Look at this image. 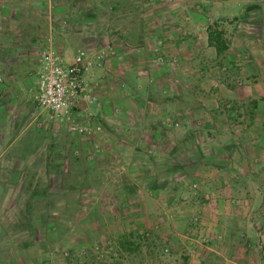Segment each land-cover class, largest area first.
Segmentation results:
<instances>
[{"label": "crops", "instance_id": "crops-1", "mask_svg": "<svg viewBox=\"0 0 264 264\" xmlns=\"http://www.w3.org/2000/svg\"><path fill=\"white\" fill-rule=\"evenodd\" d=\"M237 1L0 0V145L14 106L24 105L17 126L38 119L30 106L36 88L30 90L28 80L42 49L51 47L62 56H71L77 45L112 50L87 76L99 104L80 103L72 116L81 122L91 109V125L100 130L86 136L81 150L75 144L64 149L62 143L55 151L40 150L44 164L31 167L36 180H44V195L60 208L46 212V218L64 221L69 217L64 209L79 205L84 210L77 219L110 208L119 220L131 206L136 226L147 227L162 200L174 204L181 189L190 191L197 183L190 210L200 213L199 233L217 241L195 264H242L226 256L232 253L246 255L249 264H264V7L260 0L241 6ZM206 12L218 20L217 27L205 23ZM209 27L224 32V50L209 43ZM14 97L18 102L10 106ZM20 136L5 149H15ZM78 193L80 200L73 197ZM134 228L117 231L116 249L123 257L74 258L67 264H152L155 241ZM159 234L155 240H161ZM92 235L37 229L13 246L14 257L0 260L64 264L53 259L62 251L61 238H71L78 257Z\"/></svg>", "mask_w": 264, "mask_h": 264}, {"label": "rangeland", "instance_id": "rangeland-1", "mask_svg": "<svg viewBox=\"0 0 264 264\" xmlns=\"http://www.w3.org/2000/svg\"><path fill=\"white\" fill-rule=\"evenodd\" d=\"M240 1H237V6H241L245 3L244 0ZM259 3V5L264 7V0H260ZM204 16L206 24L217 27L218 23L216 22H218V20L213 18L211 12L204 13ZM238 19L237 17V20ZM81 48L82 46L80 45L74 46V48H72V53L74 54L76 50ZM34 70L35 71H32V76L28 80L30 90H35L36 88V67ZM29 94L32 95V92H29ZM14 95H16V93H14ZM33 100V98H30V106H32L35 111L34 116L38 114V119L29 126H26L27 124L25 125L26 127L24 125L17 126V124H15L23 115L22 112H24V110H22V107L24 105H21L23 101L19 102L21 105L20 108H17L18 105L14 106L10 114L6 113V120H8V122L4 125L5 129H3L5 139L3 144L0 145V258L14 257L15 253H13V246L17 247L23 242H26L24 241V235L27 232H33L34 234V231L37 229L40 231L59 230L65 233L69 232L71 229L93 232L89 242L79 249L77 254L79 255L78 257L75 256L76 252L72 250L71 242H69L71 238H61L60 249L62 251L58 258L55 257L53 259L56 263L61 262L64 264L71 262L74 258L82 259L88 257L90 259L94 257L96 260L105 261L123 257L119 254L118 249H116L117 231L132 229L133 226H135L137 234L143 236L144 239L149 238L148 241H155L156 245L154 248L156 251L155 257L152 259V264H156V262L159 261H162L163 264H195L197 260H200L201 255L199 253L202 250H208L206 247L214 246L217 240L210 239V237L199 233V225L201 223L200 213L196 210H190L194 206L193 197L198 196L197 193H199L197 183L191 185L190 191H188V189L184 191L181 189L175 199H172L174 204H169L166 199L162 200L159 206L160 212L151 211L155 214L156 218H150L152 222L149 220L150 226L147 227L136 226L138 224L137 221L131 219L133 217V212L136 211L134 210L135 208L131 206L126 207L124 210V218L119 220L117 217L115 218L116 212L113 209L112 211L110 208H107L109 210L106 211L107 213L101 212L96 208L92 211L90 219H77L75 215H77L79 211L83 213L84 210V208L79 205H71L69 208L66 207L64 209V212L69 214V217L64 221H59V219L55 218L52 219L51 217L50 219L49 217L46 218V212L49 210L51 212L52 209L60 211V208L55 205V199L53 197L44 195L46 189L43 186V178L36 180L37 173L30 171L31 167L38 168L44 164L43 156L37 152L43 149L55 151V146L58 143H62L63 146H65L64 149H74L75 147V149L81 150L84 145L88 144L89 139H86V136L90 135L92 132L84 134L69 132L67 129V122L54 120L50 117L48 112L43 111ZM9 102H11V106V104H15L18 101L15 100L14 97V99L11 98ZM4 104L6 105V103ZM2 117L3 114L0 111L1 120ZM94 117L95 115L93 114L89 120L90 123ZM42 119L43 124L38 126V122H42ZM84 119L83 117L82 121H85ZM13 120L14 126L12 125ZM75 121L77 120L75 119ZM18 128L20 130H18ZM19 133L22 134V136L15 140L17 141L14 142V144L16 143L15 149L12 147V149L6 150L5 148L10 143V139H13ZM59 134L63 136L62 142L57 140ZM73 144H75L74 147ZM37 154L40 156H37ZM74 177L75 175L71 176V179ZM79 193H82V191L79 190ZM79 193L75 196L73 195L74 199L78 198L80 200ZM255 194L257 196V192L253 190L254 197ZM42 197L48 202L45 204L41 203ZM180 203L182 204L180 205ZM123 207L125 208V206ZM177 208L181 210L182 217H178L180 215L176 210ZM152 209L155 208L153 205H150L149 210ZM72 215H74L75 220H72ZM80 216L82 215L80 214ZM157 232H160L159 235L161 236V242L159 238L156 237L158 243L155 237H153ZM258 238L259 243L262 244L263 239L259 235ZM106 241H111L108 252L102 255H98L97 252H94L92 249L94 246L104 244ZM165 247L169 249V252L168 255L163 256L162 250ZM208 251L213 252L210 250ZM226 256L233 261L249 264V261L245 259L246 255L243 257V254L232 253ZM217 258L218 256L216 255L215 259ZM256 258L259 259V254H257V256L253 255V260ZM0 264H3L1 260Z\"/></svg>", "mask_w": 264, "mask_h": 264}, {"label": "built area", "instance_id": "built-area-1", "mask_svg": "<svg viewBox=\"0 0 264 264\" xmlns=\"http://www.w3.org/2000/svg\"><path fill=\"white\" fill-rule=\"evenodd\" d=\"M112 54L111 49L91 51L81 48L71 56H62L51 47L39 52L35 104L47 111L50 117L59 122H67V129L74 134L90 133L93 129L99 131L90 123L93 115L91 109L85 110L84 120L75 121L73 110L80 104H99L91 82L87 76L94 68H100ZM159 61L162 58L159 57ZM195 187V185H194ZM111 241L96 245L92 249L98 255L108 252ZM169 249L163 248L162 255H168ZM84 253V251H83ZM156 264H163L162 261Z\"/></svg>", "mask_w": 264, "mask_h": 264}, {"label": "trees", "instance_id": "trees-1", "mask_svg": "<svg viewBox=\"0 0 264 264\" xmlns=\"http://www.w3.org/2000/svg\"><path fill=\"white\" fill-rule=\"evenodd\" d=\"M223 34L222 30H216L209 27L208 31V40L211 45H213L217 51H222L226 48L224 41H223Z\"/></svg>", "mask_w": 264, "mask_h": 264}]
</instances>
